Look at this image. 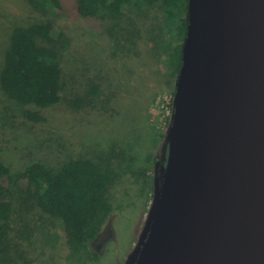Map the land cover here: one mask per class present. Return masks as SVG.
Listing matches in <instances>:
<instances>
[{
  "label": "rangeland",
  "instance_id": "rangeland-1",
  "mask_svg": "<svg viewBox=\"0 0 264 264\" xmlns=\"http://www.w3.org/2000/svg\"><path fill=\"white\" fill-rule=\"evenodd\" d=\"M62 4L51 14L26 0H0V70L18 25L50 20L70 41L61 56L63 99L43 111L45 121L25 119L24 106L0 85V161L15 174L35 161L58 169L71 159L123 148L124 157L112 160L121 176L109 192L114 210L91 243L99 258L90 264H135L161 190L175 116L177 77L167 82L170 71L156 45L162 15L158 9L136 15L127 8L121 18H93L78 13L76 0ZM93 86L97 95L90 92ZM135 150L143 155L131 163ZM148 155L158 158L152 166ZM27 198L13 184L11 215L0 228V264H73L62 219ZM55 234L59 241L47 244Z\"/></svg>",
  "mask_w": 264,
  "mask_h": 264
},
{
  "label": "water",
  "instance_id": "water-1",
  "mask_svg": "<svg viewBox=\"0 0 264 264\" xmlns=\"http://www.w3.org/2000/svg\"><path fill=\"white\" fill-rule=\"evenodd\" d=\"M187 21L135 264H264V0H189Z\"/></svg>",
  "mask_w": 264,
  "mask_h": 264
},
{
  "label": "trees",
  "instance_id": "trees-1",
  "mask_svg": "<svg viewBox=\"0 0 264 264\" xmlns=\"http://www.w3.org/2000/svg\"><path fill=\"white\" fill-rule=\"evenodd\" d=\"M26 1L33 8L51 14L63 9L62 0ZM188 1L76 0V9L80 15L93 18H121L127 8L136 15L158 9L162 15V31L156 39L157 52L167 63L170 71L167 82L172 85L182 65ZM69 46L67 34L57 30L50 20L18 25L12 30L0 70V85L11 99L24 106L22 115L25 119L34 123L45 121L43 111L62 101L64 86L61 56ZM90 92L97 95L99 87H91ZM96 154L95 159L91 157L65 161L58 169L35 161L15 174L9 165L0 161V228L10 218V202L15 184L28 196V201L39 204L45 212L62 219L68 257L73 264L95 262L99 255L91 248V243L99 237L113 213L114 206L109 192L112 185L121 178L112 160L123 158L124 150L120 148L116 152L114 149H103ZM141 155L135 150L130 156L131 163L136 162ZM167 155L168 150L164 165ZM147 160L152 166L158 158L148 155ZM131 165L128 168L133 169ZM31 188L34 190L31 191ZM51 238L58 242L60 235L48 236L47 244Z\"/></svg>",
  "mask_w": 264,
  "mask_h": 264
}]
</instances>
